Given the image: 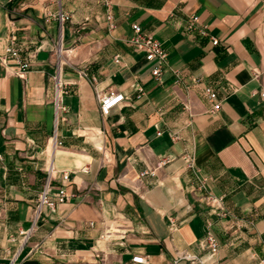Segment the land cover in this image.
I'll list each match as a JSON object with an SVG mask.
<instances>
[{"label": "crops", "instance_id": "0c3cea01", "mask_svg": "<svg viewBox=\"0 0 264 264\" xmlns=\"http://www.w3.org/2000/svg\"><path fill=\"white\" fill-rule=\"evenodd\" d=\"M61 13L70 20L62 24ZM194 16L199 24L188 32ZM133 24L168 54L159 80L156 64L128 43ZM61 41L66 112L56 129L51 77ZM12 42L30 62L26 79L16 76V61L2 62ZM84 69L88 78L79 76ZM206 87L222 101L217 113ZM110 91L125 101L104 117L97 93ZM262 93L264 0H0V245L7 258L264 264ZM51 166L55 185L61 171L71 173L64 185L74 197L45 209L20 251L9 240L30 226ZM144 171L154 175L140 179ZM204 196L222 198V209ZM209 230L219 242L216 257L204 244Z\"/></svg>", "mask_w": 264, "mask_h": 264}, {"label": "built area", "instance_id": "2783aa9c", "mask_svg": "<svg viewBox=\"0 0 264 264\" xmlns=\"http://www.w3.org/2000/svg\"><path fill=\"white\" fill-rule=\"evenodd\" d=\"M107 7L106 12V21L108 23L109 29L114 30L116 28L115 18L113 13L111 12L110 3H105ZM61 23H65L70 20L69 15L60 14ZM199 24V18L194 16L191 17L186 31L193 32L197 29V25ZM208 27H203L201 33L203 35H207ZM133 34L129 38L128 43L133 45L137 51L143 53L148 62L155 63V69L153 70V76L158 80L160 79L164 69L167 67V59L168 54L164 49L163 45L155 39V37L147 33L140 25L133 24L132 25ZM219 41L214 40L213 44L218 45ZM55 56V69L54 73L51 77V81L53 83V106L55 112V122L56 129L57 123L62 113L66 112V107L64 104V96L66 94L67 84L64 82V70L66 66V57L64 55V46L62 41L59 43L58 47L54 51ZM12 59L18 63L19 69L16 73L21 79H26V75L30 71V62L29 60L22 59L20 50L15 46V43L12 42L11 45L6 50V55L2 58V62L8 61ZM80 78H88V71L86 69L78 71ZM92 83L96 82V79L93 77L91 79ZM139 92H142V89H138ZM205 96L212 104L211 112L217 113L222 108V101L219 98V95L216 90L212 87H206L204 90ZM264 100V93L261 94ZM98 101L100 103V111L104 117H107L112 109L118 107L125 101V95L120 92L110 91L108 93H97ZM54 138H57L55 133ZM187 165L192 168L193 161L190 156L186 158ZM169 162V159H164L161 162V166H165ZM152 174L154 175V171L151 173L149 171H144L140 174V179L144 178L146 175ZM57 171L53 166L50 167L47 172V178L45 181V185L43 187L42 192L40 193L37 201V205L35 207L34 216L31 220L30 226L27 229L19 231L17 236H13L10 238V243H17L20 245V251L24 248V246L31 240V238L36 233L39 223L41 221L42 215L44 214L45 209L54 212L60 205L67 203L70 198L74 197V195H69L66 186L64 183H69L71 181V173L66 171L60 172V185H55L54 182L57 181ZM201 191H206L205 181L201 183L199 188ZM203 201L213 207L216 211L222 209V198H215L212 196H204ZM212 225L209 223V228ZM205 246L209 249L211 255L216 257L219 251V242L214 234L209 230L206 234V238L204 240ZM19 251V252H20ZM0 259L5 260L3 264H17L18 254L13 255L11 258H7L6 251L4 247L0 245ZM133 263L135 264H147L146 258L142 256H137L133 258ZM203 264L202 262H200Z\"/></svg>", "mask_w": 264, "mask_h": 264}]
</instances>
